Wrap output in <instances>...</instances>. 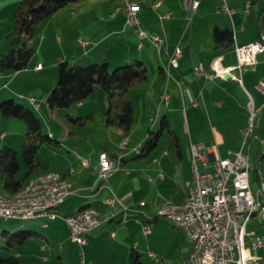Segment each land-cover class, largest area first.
Segmentation results:
<instances>
[{"label":"crops","instance_id":"0c3cea01","mask_svg":"<svg viewBox=\"0 0 264 264\" xmlns=\"http://www.w3.org/2000/svg\"><path fill=\"white\" fill-rule=\"evenodd\" d=\"M124 1L78 0L57 10L43 22L41 28L43 36L38 45L46 47V44H50L49 50L52 49L53 54L48 66L54 67L60 59L81 65L84 62L103 60L110 68L112 57V64L119 65L138 59L147 68V79L130 89V97L131 92L135 91L140 110L136 113L133 106L129 130L122 131L115 125H109V128L105 124L108 137L101 147L91 144L79 151V147L75 146L76 159L63 155L62 163L51 160L42 166L40 161L36 174L57 172L66 179L70 189L63 202L53 209L58 216L32 219L39 220L40 226L49 231L48 234L39 233V238L48 243H51V239L55 240L56 257L60 264L65 256L72 255L70 247L73 245H76V251L83 252L85 264H134L131 261L132 252L138 253L139 264L185 263L191 250V241L180 226L164 217H158V210L168 199L182 202L187 196V180L192 175L190 144L204 142L211 145L216 154L225 156L228 149L239 148L243 143L250 98L259 107L258 113L264 108V94L255 87L256 82L264 78V50L256 55L253 69L241 73L235 69L226 78L225 75L216 74L215 68L234 65L236 54L234 48L222 50L216 47L212 36L214 26H218L232 30L234 43L261 40L264 37V17L262 28L259 26L264 14V0H227L233 8L230 15L218 10L219 0H200L194 10L187 9L186 0H134L138 6L140 24L148 36H162L159 46L152 43L150 38H143L140 48L137 47L139 39L133 27L126 23L124 12L119 9ZM166 11L172 14L163 18L161 15ZM54 44L64 45L61 55H54ZM176 45L181 48V54L178 65L174 67L170 64V57ZM133 46L135 48H131ZM109 51H112L111 55ZM34 60L32 57V64L24 69L0 72V77L5 80L0 85V100L8 96L25 98L28 104L25 105L37 114V111L44 108L46 96L55 81L47 82L46 73L43 76L39 74L44 69L45 61L41 58ZM38 63L41 68H35ZM199 64L209 75H215L197 76L194 67ZM177 80H182L180 87ZM164 92L168 93L167 100L162 98ZM29 97H33L34 102ZM106 97L101 88L91 92L85 99L76 102L75 116L90 113L91 120H94L96 111L93 104L99 103L102 108L106 104ZM193 100H196V104L192 103ZM104 114L99 116L102 121ZM158 116H165L175 131L178 151L173 149L169 137L168 141H160L163 132H166L163 130L156 146L146 154L138 155ZM174 124H178V129ZM258 125L263 126L259 128L264 132L262 121ZM135 128L145 134L140 143H134L126 136ZM8 134L7 131H1L0 138L5 139ZM48 134L53 136L52 131ZM18 137L23 142L22 126L20 132L10 136L4 145L17 150L13 140ZM120 138L126 140L123 148L118 144ZM104 151L120 155L121 166L115 174L99 179L98 156ZM53 153L57 154L56 151ZM209 156L212 158L213 154ZM263 156L264 153L258 160ZM81 158L86 159L85 165ZM199 161L197 165L200 170ZM201 167L203 170L206 168L202 163ZM110 195L122 197L124 205L106 204L104 199ZM87 205L94 206L102 218L109 217L87 231L86 243L80 246L70 237L61 216L72 214ZM263 222L259 221L260 224ZM143 225H146L147 231ZM250 230L257 234L264 233L256 228ZM248 240L246 238V242ZM42 245L45 247H41V250H46L47 246ZM251 252L264 258V247ZM13 255L21 264V254ZM74 259V264H80L78 256ZM43 260L48 261L49 258L44 256Z\"/></svg>","mask_w":264,"mask_h":264},{"label":"built area","instance_id":"2783aa9c","mask_svg":"<svg viewBox=\"0 0 264 264\" xmlns=\"http://www.w3.org/2000/svg\"><path fill=\"white\" fill-rule=\"evenodd\" d=\"M218 10L229 15L233 12L227 0H219ZM200 0H186L187 9L194 10L198 7ZM157 5V4H155ZM137 3L134 0H125L122 9L125 21L131 25L138 37L137 47H141V40L150 38L151 42L159 46L162 36L153 34L148 36L141 26L137 15ZM171 11L164 12L161 16L168 18ZM236 63L224 68H215L216 74L229 75L232 70L241 73L246 69H253L256 63V55L264 50L257 40L244 44L234 43ZM181 48L176 45L170 57V64L174 67L178 65V57ZM35 68H41V64H36ZM194 73L199 76L208 74L199 64L194 67ZM180 87L182 80H177ZM255 87L264 94V78L256 82ZM162 98L167 100L168 93L164 92ZM34 102L33 97L28 98ZM196 104V100H193ZM256 104H247L248 120L244 128V140L241 147L228 149L227 155L220 156L214 152L212 146L204 142H192L190 151L192 157V175L188 182L191 202L180 204L170 199L164 202V213H159L158 217H164L171 223H184L191 231V250L188 258L183 264H193V260H200V264H258L264 261L263 257L251 252L264 244V233L257 234L253 230L246 228V223L252 218L250 208H258L260 217H264V187L256 190L260 193V203L252 204L250 197L251 186H246L245 171H250V162L245 159L243 144L247 136L252 134V120L256 115ZM257 137V136H256ZM264 144V137L258 138ZM126 140L119 141V147L123 148ZM210 154H213L210 158ZM197 160L206 167L199 170ZM82 164H86V159L81 158ZM121 166V157L118 154L101 152L98 156V178L105 179L115 174ZM52 176V171L46 172V177ZM70 193L66 179L59 174L56 183L51 187L34 185L30 188V198L18 204H4L0 201V218H17L21 220H32L37 218H55L58 214L53 210L58 207L65 197ZM108 205L119 204L123 206L122 197L111 199V195L104 199ZM142 204L143 202L140 201ZM66 223L69 234L80 246L86 243L85 233L98 226L109 216L102 218L98 210L87 208L80 213H72L61 216ZM145 231H147L146 225ZM248 238V242H246ZM42 248L45 246L42 245ZM80 264H85L83 252H79Z\"/></svg>","mask_w":264,"mask_h":264},{"label":"trees","instance_id":"16d2710c","mask_svg":"<svg viewBox=\"0 0 264 264\" xmlns=\"http://www.w3.org/2000/svg\"><path fill=\"white\" fill-rule=\"evenodd\" d=\"M78 0H19L13 10L14 25L8 34L10 46L0 52V72L18 71L28 66L34 54V38L38 25L48 19L57 10ZM216 47L222 50L233 48L234 37L231 29L214 26L212 31ZM57 82L46 96L49 109L67 107L81 101L98 88L105 91L107 108L104 115L106 125L118 126L122 131L129 130L133 118V104L130 99L132 86L143 83L147 79V68L141 60L118 65L110 69L106 61L89 63L86 66L72 63L66 59L58 61ZM0 114L4 117H15L25 123L24 138L21 146V157L24 171L18 160V151L8 145L0 147V189L5 194H12L22 187L27 179L36 175L40 166L37 156L41 144L50 142L58 145V141L45 133L38 115L33 109L13 98L0 101ZM74 122L84 124L92 118L85 116H69ZM165 130L169 141L178 151V138L165 116L159 119L158 129H149L138 155L152 150ZM261 170H263L261 168ZM260 181V174H256ZM32 234L40 235L32 230L10 232L0 231L8 248L23 244ZM131 261L139 264L138 253H131ZM0 264H19L18 258L11 254L0 256Z\"/></svg>","mask_w":264,"mask_h":264},{"label":"rangeland","instance_id":"374dc122","mask_svg":"<svg viewBox=\"0 0 264 264\" xmlns=\"http://www.w3.org/2000/svg\"><path fill=\"white\" fill-rule=\"evenodd\" d=\"M7 1L9 0L1 1L0 3V52L7 51V49L10 46L8 34L13 29V25H14L13 10L16 3L19 0L10 3ZM45 21L46 20L42 21L38 25L37 33L34 38L35 51L32 57L35 59L34 62L40 58L43 61H45L44 69L39 71V74L43 76V74L46 73L45 80L50 83L51 81L54 80L56 84L57 73H58V65H57L58 61L54 65V67H51V65L48 66V64H51V57L53 56L52 49L49 50L50 44H46V42H44L46 44V47L38 45L40 38L43 36V31L41 30V28L43 22ZM62 47H64L63 44H61V46L60 44L58 45L54 44L53 47L55 48L53 49L55 50L54 55H61L63 50ZM43 48H45L46 50ZM131 48H135V47L133 46ZM108 53L109 55H111L112 51H109ZM110 59H111L110 61H112L110 64L111 65L110 69L112 70L114 69V67L118 65L112 64L114 60L112 57ZM102 61L103 60H98V62H102ZM132 61L124 62L119 65L132 63ZM29 64H32V62H30ZM88 64L89 63L84 62L82 66H86ZM4 83H5L4 78L0 77V85H3ZM250 91L252 92V90ZM135 97H136L135 91L131 92L130 98L133 101L134 111L138 113L140 107ZM7 98H12V97L8 96L3 99H7ZM13 99L20 101L24 104H27L25 98L14 96ZM75 104L76 103H73L67 107L54 108L52 109V111H50L47 103H44V108L40 111H37L38 117L40 118L42 123L43 131L47 134L49 131H52L53 136L51 137L57 140L58 143L60 144V145H54L50 142H45L41 144L37 156L41 161L42 166H44V164H47V162L51 160H55L56 162L59 161V163H62L63 155L66 158L69 157L73 160L76 159L75 158L76 151L74 149L75 146L79 147L78 150L81 151L82 148L84 149L86 148L87 145L90 146L91 144H94L93 146L101 147L102 143H104V140L106 141V138L108 137V130L104 123V120L102 121L99 116L101 113L102 115L105 113L107 107V97H106V104L102 105V108L101 105H99V103L93 104L94 109L96 111V118L94 120L88 119L84 124L76 123L69 118V114H72L73 117H75L74 114L76 113L74 107ZM258 112L256 113V115L252 120V134L246 137L244 144L245 150L249 154L248 156L250 162V171L248 173V178H249L250 186L254 193L256 192V189L259 186L256 174L260 173V175L262 176V179H260V181L264 180V172L261 170V168L264 170V156L261 158L260 161L258 160L261 154L264 153V145H262L258 139L260 137H264V132H261L259 128L261 127V125H258L259 121H262V123L264 124V108L262 109L261 113ZM164 113L166 114L167 112ZM85 115L86 114H83L82 116ZM159 119L160 116L156 118V122L153 127L154 130L158 129L159 127ZM247 120H248V116H247ZM21 126H22V130L25 132L24 130L25 123L21 119L15 117H4L0 114V132L1 131L9 132V134L5 139L0 138V147L4 146L5 141L10 136L19 133L21 130ZM174 126L178 129V124L177 125L174 124ZM246 126H247V122H246ZM109 128H111V126H109ZM11 132H16V133L11 134ZM126 134L128 133H125V135ZM144 135H145L144 132L140 131L139 128L138 129L135 128L132 129V131H130V133L126 136L127 137L129 136L131 141H133L134 143H140L141 141H143ZM243 138H244V134L242 136V141ZM121 139L122 138H120V140ZM160 141L161 142L168 141V135L166 132H163ZM13 143L14 146L16 145L15 147L18 150V160L21 164L20 172L22 173V171H24L22 170L24 166L21 157L22 138L21 137L14 138ZM53 151H56L57 154L54 155ZM198 164L200 165V170L203 171L200 161L198 162ZM259 221L263 222L264 218L262 219L259 215L252 216V219L246 225V228L248 230H250L251 228H256L257 230H261L264 232V222L263 224H260ZM3 229L10 232L23 231V230H33L36 233H42V234H48L49 232L47 228L40 226L39 220H21L17 218L0 219V231ZM41 244H45L47 246V249L41 250ZM75 246L76 245L70 247L71 251H73L72 255L70 254L69 257L65 256L64 261H62L61 264L76 263V260L74 259L76 256H78V259H80V255H79L80 251L79 250L76 251ZM56 248L57 246L55 245L54 239H51V243H48L45 240L39 238L37 234H32L31 236H29L27 240L21 245H17L13 248H8L5 245V241L3 237H1L0 235V256H8L14 253H20L21 264H60L58 258L56 257V253H57ZM44 256L48 257L49 260L44 261L43 260Z\"/></svg>","mask_w":264,"mask_h":264},{"label":"bare ground","instance_id":"6f19581e","mask_svg":"<svg viewBox=\"0 0 264 264\" xmlns=\"http://www.w3.org/2000/svg\"><path fill=\"white\" fill-rule=\"evenodd\" d=\"M257 42H259L260 46H264V37H261V40H257ZM249 104H254L252 98H250ZM258 111H259V107H256V113ZM121 140H125V139H121ZM245 159L246 161H249V156L246 152H245ZM248 173L249 171H245L246 186H250ZM56 178H59V173L54 172V171H52V176H47V177H46V172L38 173L28 178L27 181L22 185L20 189H18L17 191H15L14 193L10 195H7L0 190V201L4 204H18L22 201H27L30 198V188L32 187L33 183L34 185H42V187H51L52 185L56 183ZM258 183H259L258 187H264V180L258 181ZM250 197H251L252 204L260 203V193L258 190H256L255 193L252 190H250ZM111 199H118V197H116L115 195H112ZM189 202H191L190 190H188L186 198L182 202H180V204H187ZM262 205H264V198H262ZM87 208H94V206L92 205L84 206L74 213L84 212L87 210ZM159 213H164V203L159 207L158 214ZM255 215L260 216V210L258 208H250V216L252 217ZM261 218L263 219L264 217H261ZM177 225L180 226L185 231L188 239L191 241V231L189 230V228L184 226V223H177ZM143 229L145 230V227H143ZM261 247H264V244H262ZM193 264H200V260H193ZM258 264H264V261H258Z\"/></svg>","mask_w":264,"mask_h":264},{"label":"water","instance_id":"95a60500","mask_svg":"<svg viewBox=\"0 0 264 264\" xmlns=\"http://www.w3.org/2000/svg\"><path fill=\"white\" fill-rule=\"evenodd\" d=\"M263 17H264V14H263V16H262V18H261V20H260V29L262 28V23H263ZM225 77L226 78H228L229 77V75H225Z\"/></svg>","mask_w":264,"mask_h":264}]
</instances>
